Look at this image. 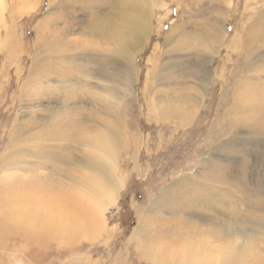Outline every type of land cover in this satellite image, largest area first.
<instances>
[{
	"label": "rangeland",
	"instance_id": "rangeland-1",
	"mask_svg": "<svg viewBox=\"0 0 264 264\" xmlns=\"http://www.w3.org/2000/svg\"><path fill=\"white\" fill-rule=\"evenodd\" d=\"M263 128L264 0H0V264H264Z\"/></svg>",
	"mask_w": 264,
	"mask_h": 264
},
{
	"label": "bare ground",
	"instance_id": "bare-ground-1",
	"mask_svg": "<svg viewBox=\"0 0 264 264\" xmlns=\"http://www.w3.org/2000/svg\"><path fill=\"white\" fill-rule=\"evenodd\" d=\"M133 46V45H132ZM135 46V45H134ZM123 48V47H122ZM130 49V48H129ZM130 54V53H129ZM123 57V56H122ZM108 92V91H107ZM236 120V119H235ZM260 121V120H259ZM239 122V121H238ZM262 123V122H261ZM261 133V132H260ZM260 133H258V134H260ZM262 134L264 135V128L262 129ZM261 134V135H262ZM100 155H102L104 158H105V160L104 161H109L110 159H111V150H110V145H109V142L106 140V141H104V142H102L101 143V148H100V153H99ZM94 169H96V167H94ZM94 184V183H93ZM256 194L258 195L259 194V191H256ZM18 198V197H17ZM53 198V197H52ZM261 198H262V196H261ZM25 196H23V195H21L20 194V197H19V199L17 200L14 196H12V197H10V195L8 194V193H4V192H1L0 193V206H4V204H10L9 202H14V204H12L13 205V212H14V217L12 216H10L11 215V209H10V211H9V213L8 214H6V215H4L7 219H0V235H6V233H10L9 232V230L11 231L12 230V220L11 221H7L8 220V218L10 217V218H12V219H14L13 220V222L15 221V223H18V222H23V220H24V218L23 217H19V216H22V215H25V214H27V209H26V207H25V205H26V203H24L25 202ZM68 199H70V198H68ZM67 199V200H68ZM259 199V198H258ZM66 200V199H65ZM42 201V200H41ZM256 201V200H255ZM49 203V202H48ZM61 205H62V203H60ZM66 204V203H65ZM67 205V204H66ZM37 206V205H36ZM63 206V205H62ZM73 208H75L74 206H73ZM58 209V208H57ZM77 209V208H76ZM22 210H24L23 212H22ZM76 210L75 209H73V211L72 212H69L70 214L68 215V214H66L65 213V210H61V214H60V216H61V219H59V220H50V222L48 223L49 225H51V227L52 226H57V225H61V227L60 228H67L68 226H72V225H74L75 223H79V221H78V213L77 212H75ZM12 212V213H13ZM51 212V211H50ZM4 213V212H3ZM53 213V212H52ZM51 213V214H52ZM1 214V213H0ZM29 214V213H28ZM58 216V215H57ZM3 217V216H2ZM1 218V217H0ZM60 218V217H59ZM44 219H46L45 217L44 218H41V216L39 215V217H37V218H35V219H33L34 221L35 220H39L38 222H39V224L40 225H42V222H43V220ZM64 220H66L68 223H66V224H64ZM82 220V219H81ZM33 222V221H32ZM83 221H81L80 223H82ZM25 223V222H24ZM21 224V223H20ZM26 224V223H25ZM19 225V224H18ZM81 225V224H80ZM8 228H7V227ZM16 226V225H15ZM14 226V227H15ZM35 226V225H34ZM76 226V225H75ZM41 227V226H40ZM39 227V228H40ZM49 227V226H48ZM38 228V229H39ZM56 228V227H55ZM45 229V228H44ZM73 229V228H72ZM76 229V228H75ZM62 230V229H61ZM77 230V229H76ZM33 236V235H32ZM187 254H189V250L188 249H186L185 251H182V255H187ZM188 260V259H187ZM187 260H185V261H183V262H185L186 264H189L190 262H191V259H189V262H187ZM207 263V262H206ZM184 264V263H183ZM194 264V263H193Z\"/></svg>",
	"mask_w": 264,
	"mask_h": 264
},
{
	"label": "trees",
	"instance_id": "trees-1",
	"mask_svg": "<svg viewBox=\"0 0 264 264\" xmlns=\"http://www.w3.org/2000/svg\"><path fill=\"white\" fill-rule=\"evenodd\" d=\"M137 198H140V195H137ZM127 213H130V212H127ZM134 223V217H130L127 221V224H124V227H125V232L128 231V228Z\"/></svg>",
	"mask_w": 264,
	"mask_h": 264
}]
</instances>
